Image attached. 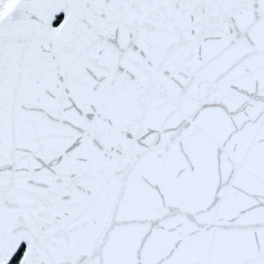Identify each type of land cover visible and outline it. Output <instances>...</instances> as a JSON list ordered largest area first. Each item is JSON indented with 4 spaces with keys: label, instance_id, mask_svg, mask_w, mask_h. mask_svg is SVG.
Listing matches in <instances>:
<instances>
[{
    "label": "snow or ice",
    "instance_id": "obj_1",
    "mask_svg": "<svg viewBox=\"0 0 264 264\" xmlns=\"http://www.w3.org/2000/svg\"><path fill=\"white\" fill-rule=\"evenodd\" d=\"M0 264H264V0H0Z\"/></svg>",
    "mask_w": 264,
    "mask_h": 264
}]
</instances>
